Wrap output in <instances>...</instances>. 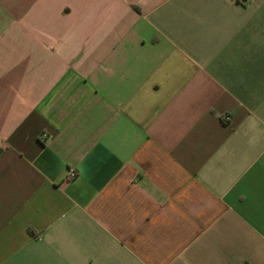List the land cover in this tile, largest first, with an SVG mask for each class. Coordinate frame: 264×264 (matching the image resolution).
<instances>
[{
    "label": "crops",
    "instance_id": "obj_1",
    "mask_svg": "<svg viewBox=\"0 0 264 264\" xmlns=\"http://www.w3.org/2000/svg\"><path fill=\"white\" fill-rule=\"evenodd\" d=\"M0 264H264V0H0Z\"/></svg>",
    "mask_w": 264,
    "mask_h": 264
},
{
    "label": "built area",
    "instance_id": "obj_2",
    "mask_svg": "<svg viewBox=\"0 0 264 264\" xmlns=\"http://www.w3.org/2000/svg\"><path fill=\"white\" fill-rule=\"evenodd\" d=\"M74 174H75V169L74 168H69L67 170L66 178H71V177H73Z\"/></svg>",
    "mask_w": 264,
    "mask_h": 264
}]
</instances>
